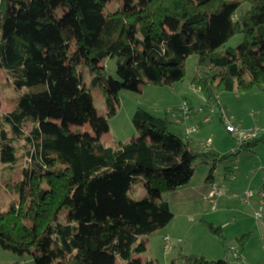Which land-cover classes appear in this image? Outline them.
Returning a JSON list of instances; mask_svg holds the SVG:
<instances>
[{
	"label": "trees",
	"instance_id": "obj_1",
	"mask_svg": "<svg viewBox=\"0 0 264 264\" xmlns=\"http://www.w3.org/2000/svg\"><path fill=\"white\" fill-rule=\"evenodd\" d=\"M110 1L0 0V68L23 90L14 110L0 111V166L23 168L22 180L6 186L15 196L0 208V247L31 254L34 264H140L134 255L147 250L146 238L174 217L163 194L190 183L198 161H212L210 180L225 157L143 107L132 117L138 136L106 146L101 136L121 90L181 82L187 58L197 55L192 83L208 104L221 109L224 91H264V0H118L114 9ZM238 33L242 41L221 51ZM107 58L116 59L117 77ZM86 122L93 134L67 126ZM260 142L264 135L234 152ZM136 181L147 188L141 198L131 194ZM205 224L229 248L222 227ZM248 236L237 239L240 253ZM172 263L235 264L185 251Z\"/></svg>",
	"mask_w": 264,
	"mask_h": 264
},
{
	"label": "rangeland",
	"instance_id": "obj_2",
	"mask_svg": "<svg viewBox=\"0 0 264 264\" xmlns=\"http://www.w3.org/2000/svg\"><path fill=\"white\" fill-rule=\"evenodd\" d=\"M118 4V0H111L109 4L110 9H114ZM245 8V7H243ZM242 41V34L238 33L234 35L224 46L220 48L224 51L228 47H236ZM74 44L71 45L73 49ZM198 61L197 55H191L186 60V75L184 80L174 85H153L146 84L142 85L138 91L132 90H121L119 93L118 101L115 102V114L108 120V130L104 131L101 139L106 146H113L118 142H126L132 140L138 136V132L132 122L133 114L137 107H143L153 114L158 116L168 117L170 124L169 129L171 131H178L183 133L182 137L186 141L200 137L204 141H208L211 137L215 139L219 148L225 152L236 150L238 141L232 133H230L226 126L221 123L220 113L218 108L212 104H208L206 96L204 100H199L195 95L191 94L189 83L192 80L196 71V63ZM109 74L113 77H117V62L115 58H107L104 62ZM79 73L81 77H84L88 82L91 80L92 74L89 72L85 64H80ZM172 86V87H171ZM175 88V89H174ZM252 92H261L258 89H251ZM250 91V90H249ZM238 91L233 94H238ZM93 97L95 107L99 114H105L107 112L106 102L103 93L100 89L93 90ZM240 93V92H239ZM231 100L236 103L235 96L230 93H226ZM242 94V93H241ZM262 94V93H261ZM264 98V93L262 94ZM184 99H188L192 104L189 105L190 118H185V112L183 109ZM258 106L260 115L256 113L253 118H249L243 121L242 132L249 130H255L256 137L264 135V102L255 100ZM262 104V105H261ZM202 108L205 116H210L211 119L208 122L202 121L201 116L197 115V110ZM212 108L214 110L211 112ZM222 109V108H221ZM257 111V112H258ZM243 112V110H241ZM177 119L180 121L177 122ZM258 119V121H256ZM254 124L252 126V122ZM255 122L258 124L255 126ZM67 126L71 130H84V133L90 131V127L84 124L68 123ZM196 126L199 128L200 133H191L189 136L186 134V128ZM94 133V129L92 131ZM228 145H233L231 148ZM204 149V147H202ZM204 150H207L206 148ZM257 155L253 151L242 149L237 151L236 156L228 160L225 163L220 164L217 167L216 175V186L222 190V195L215 198V203H210L209 200L201 202V204L187 205L173 204L172 210L175 213V218L171 222L170 226H173L176 231L172 236L171 245L172 248L166 249L164 247V235L168 234L169 231L161 229L160 232L152 236H148V239L152 241L151 251L159 259L161 264H172V258L178 253L180 249H184L188 252H195L208 255L211 259H227L231 263L240 264V260H236L232 253V250L226 249L223 246L222 241L217 235H215L205 222L214 221L215 224H220L224 230V236L230 247H234L239 251L240 246L238 245L237 238H233V235H239V237L245 234H249L250 250L253 252V258L255 259V248L263 243V236L259 234L260 228H263L264 220H259L255 212L261 207L264 209V204L261 206L260 202V191L264 192V181L262 172V180L259 182L255 181L253 188H247L246 182L249 179L250 174L240 178L234 185L229 188L225 184V181L231 180V178L237 172V165L233 163L234 159H244L248 154H253L254 164L250 166V172L252 173L257 167H264V142H260L255 146ZM233 160V161H232ZM24 162V161H23ZM196 174L194 176L193 183H200L202 180V172L205 168V164L200 161L197 162ZM0 208L7 209L10 201L14 198L15 193L6 189L7 184H14L20 182L23 178V168H16L15 170L3 169L4 166H0ZM231 171V175H226ZM263 171V170H262ZM209 173V171H208ZM233 174V175H232ZM207 175V174H206ZM258 183V184H257ZM252 189L255 195L249 199L250 204L247 205L244 201L246 196L244 193L247 190ZM147 193V188L141 181L135 182V187L131 191V194L135 198H141ZM230 194L232 198L227 199L226 196ZM222 196V198H221ZM245 196V197H244ZM168 193L163 194V198H167ZM221 198V199H220ZM221 200V201H220ZM202 211L200 214L191 216V213L195 211ZM66 219V212L63 215V220ZM244 231V232H238ZM251 231V232H250ZM237 232L239 234H237ZM181 239L179 243L177 240ZM261 264H264V247L262 256H260ZM241 260L243 258L241 256ZM0 264H34V259L31 254L18 255L12 251L3 249L0 247Z\"/></svg>",
	"mask_w": 264,
	"mask_h": 264
},
{
	"label": "crops",
	"instance_id": "obj_3",
	"mask_svg": "<svg viewBox=\"0 0 264 264\" xmlns=\"http://www.w3.org/2000/svg\"><path fill=\"white\" fill-rule=\"evenodd\" d=\"M91 79H92V77H91ZM189 88L191 90L190 91L191 94L195 95L196 98H198L201 101L205 99L204 94L201 92L200 89L196 88L193 85L192 80L189 83ZM140 89H141V86L139 87V90ZM253 89H257V88H253ZM252 91L253 90L246 91V92H240V93L237 92L238 94H233L234 92L236 93V90H234V91H224V92L219 93V101H220L221 108H222V109L219 110V113H220V117H221L220 120H221V123L223 125H225L224 124V117H228V118H230L232 120V123H234V125L237 126L238 128H240V130L242 131V128L244 126L243 125V121L249 119L250 117L253 118L256 115V113L258 115L261 114V112L258 111L259 108L256 105V101L255 100H260V102H264V98L262 96L264 91L263 90H260L261 92H252ZM21 93H23V90L21 88L15 86L12 83V81H11L10 77L8 76L7 72L4 69L0 68V103H1L0 111H1V113H7V112H10V111L14 110L16 105H15V103H13L12 100L16 96L21 94ZM226 93L233 94L235 96L234 97L235 100H238V99H240V100H238L237 103H236V101L233 102L231 100L233 97H230ZM184 101H186L188 103V105L192 104L191 101L188 100V99H184ZM241 110H243V112H241ZM189 113L188 114L185 113V118H187V119L190 118ZM197 115L201 116L202 121H204V122H208L211 119L210 116H205L204 112L203 111L200 112L199 109L197 110ZM256 121H258V119ZM177 122L180 123V121L178 119H177ZM253 124H254V121L252 122V126H253ZM85 125H88L90 127V131H88V133L89 134H93L92 133V131L94 129L93 126L89 122H86ZM256 125H258V124L255 122V126ZM31 127H32V122H29L27 128L25 129L26 132H28L31 129ZM192 127H196V126H192ZM192 127L186 128V133H187V130L189 128H192ZM196 128H197V131H194V132H191V133H197L196 135L198 136L200 131H199L198 127H196ZM173 132L179 134L180 136L183 135V133H180L178 131H173ZM232 135L234 136V138L237 139V137L234 134H232ZM188 142H190L191 144H193L194 146L198 147L201 150H204L206 148L207 150H204V151H207V152H210L212 154H215L218 157H222V156H225V157H223L222 159H219L217 161L216 168H215V171H214V176L210 180H208L207 178L209 176L208 171L210 170L212 161L210 159L207 162L200 161L201 163L205 164V168H204L203 172L201 173L202 174V180H201L200 183L194 184L193 181H194V176L196 174V169H197V166H196L197 162H196L195 163V172H194V175H193L190 183H188L185 186H182V187L178 188L177 190L169 192L168 193V197L165 198L169 202L171 210H172V205L174 203L175 204H180V205H187L189 207H192V205L201 204V202H204L205 200H209V198H208L209 192H210V190L212 189L213 186H216V175H217L216 174L217 173L216 170H217V167L220 164L227 162L229 159L231 160L232 157L238 155L237 153L234 152L235 150H233V149H232V151H229L230 153L225 152V153L222 154L221 152H223V151L219 148L218 144L215 142V139H213V137H211L208 141H204L200 137H196L195 139H190ZM202 144H206V146H204V149L202 148L203 147ZM228 146H230V145H228ZM230 147L233 148V145H231ZM249 151H253L254 154L257 155L255 147H253ZM253 157H255V156H253V154L251 153V155L248 154L242 160L241 159H234V161L232 160L233 163H236V165H237V172L231 178V180L225 181L224 185H226L229 188H232V187H234L235 183L237 181H239L240 178L244 177L247 174H250L249 179L246 182L247 188H253L252 185H254L255 181L260 183V181L262 180V172H263L262 171L263 170L262 166L260 168L257 167L252 173L250 172V169H249L250 166H252V164H254V159H252ZM1 165L4 166V167L6 166V164H1ZM4 167H3V169H4ZM228 172L229 173L225 174L226 177H227V175H231V171L229 170ZM250 190L253 191L252 189H250ZM253 193L254 194L251 197H253L255 195L254 191H253ZM245 194H246V192L244 193V195ZM221 195H222V193H221ZM218 197H220V196H218ZM221 198H222V196H221ZM226 198L230 199V198H232V196L230 194H228L226 196ZM249 199L248 200H246V198L244 199V201L245 200L247 201V202H245L247 205L250 204ZM210 203H215V199L213 201H210ZM259 204L261 206L264 204V197L263 198L260 197ZM201 212L202 211H200V210L195 211V213L192 212L191 216L198 215ZM173 213H174V211H173ZM174 218H175V213H174V217L171 220V222L174 220ZM171 222L167 226H165V229L167 231H169V233L165 234L164 237L165 236H170L171 237V241H172V236L175 233L176 229L173 226H170ZM206 223H211V224H214V225L221 226L220 224H215L214 221L206 222ZM222 229H223V227H222ZM258 230H259V234L261 236H263V243H261L260 246H256V248H255V259H254L253 258V252H252V250H250L251 249L250 248V244H252L253 242L251 241L249 243V238H251V237L248 236V238L246 239L245 245H244V247L242 249V255H241L242 258H243L244 264H261V261H260L259 258H260V256H262L263 247H264V223H263V228H260ZM238 232H244V231H238ZM238 232H237V234H239ZM242 234H245V233H242ZM223 235H224V230H223ZM238 236L239 235H236V233H235V235H233V238H237L238 239ZM226 242H227V240H226ZM227 243H228V245L230 244L229 242H227ZM146 244H147V250L144 253H142V254L134 255V259L136 261H138L140 264H145L147 259L152 258L155 261H157L159 264H161L159 259L151 251L152 241L150 239H148V237L146 238ZM164 247H165V243H164ZM171 248H172V245H171ZM224 248H226V247L224 246ZM226 249H230V246H229V248H226ZM180 251H185L187 253H195V252H188V251H186L184 249H180L178 251V253ZM177 254L174 257H176ZM196 254L204 256L206 259H209V260H217V259L209 258L208 255H206V253H204V254L196 253ZM173 258H172V260H173ZM224 260L228 261L227 259H224Z\"/></svg>",
	"mask_w": 264,
	"mask_h": 264
},
{
	"label": "built area",
	"instance_id": "obj_4",
	"mask_svg": "<svg viewBox=\"0 0 264 264\" xmlns=\"http://www.w3.org/2000/svg\"><path fill=\"white\" fill-rule=\"evenodd\" d=\"M183 109H184V112L186 114H188L191 110V108L189 107L188 103L186 101L183 102ZM214 110V108H212L211 112ZM199 111L201 112L202 111V108L199 109ZM224 124L226 126V129L234 134L236 137H237V141H238V144H243L244 142H247L253 138L256 137V133H255V130H249V131H246V132H242L240 130V128H238L237 126L234 125V123H232V120L228 117H224ZM194 131H197V128L196 127H192V128H189L187 130V133L186 135L189 136L191 132H194ZM202 146H206V144H202ZM28 161L30 162V159H28ZM263 172H264V167H263ZM263 181H264V173H263ZM222 193V190L218 187V186H213L212 189L210 190L209 192V195H208V198L210 201H213L216 197L220 196ZM253 191L251 190H248L246 191V200H248L252 195H253ZM260 197L263 198L264 197V192L263 191H260ZM255 215L256 217L259 219V220H264V209L261 207L259 210H257L255 212ZM178 242H180L181 240L178 239L177 240ZM164 243H165V247L167 249H170L171 248V237L170 236H165L164 237ZM230 250H232V253L233 255L235 256L236 260H240V264H244V262L241 260V256L239 254V251L234 248V247H230Z\"/></svg>",
	"mask_w": 264,
	"mask_h": 264
}]
</instances>
